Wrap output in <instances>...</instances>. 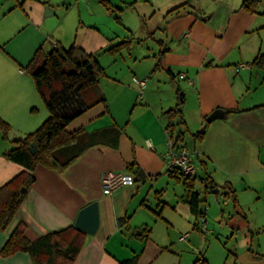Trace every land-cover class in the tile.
<instances>
[{
	"label": "crops",
	"instance_id": "0c3cea01",
	"mask_svg": "<svg viewBox=\"0 0 264 264\" xmlns=\"http://www.w3.org/2000/svg\"><path fill=\"white\" fill-rule=\"evenodd\" d=\"M198 1L121 0L123 17L143 22L154 46L131 56L126 67L119 60L131 52L134 38L120 18L131 38L117 42L118 34L91 21L82 23L85 33L78 30L73 42L49 28L50 0H0V117L17 135L5 138L0 130V189L26 172L6 155L19 135L42 122L33 111L43 101L27 68L48 44L110 55L104 64L97 55L106 105L92 108L68 130L120 131L116 146L107 139L62 173L36 168L35 184L8 229L0 231V264H32L27 253L1 256L20 225L34 241L74 226L80 211L95 202L99 228L86 234L75 264H120L133 257L138 264H264V67L253 64L263 54L251 41L264 29V11L258 12L264 1L258 0L255 13L243 8L245 0H219L207 11ZM100 3L113 11L110 0ZM152 16L156 24L148 31ZM135 77L147 80L143 95ZM177 110L176 122L183 121L177 130L185 133L197 169L187 182L170 173L164 157ZM217 110L226 118L208 123ZM108 173H130L135 184L104 195L102 177ZM192 193L199 195L198 214L187 202Z\"/></svg>",
	"mask_w": 264,
	"mask_h": 264
},
{
	"label": "trees",
	"instance_id": "16d2710c",
	"mask_svg": "<svg viewBox=\"0 0 264 264\" xmlns=\"http://www.w3.org/2000/svg\"><path fill=\"white\" fill-rule=\"evenodd\" d=\"M259 4L258 0H245L243 8L255 13ZM109 51L116 53V48ZM253 64L264 67V55L255 59ZM27 71L34 80L49 118L36 132L14 141V147L6 155L9 161L22 166L26 172L0 189V231L8 229L22 206L26 198L22 190L29 191L35 184L34 172L38 166L62 173L91 147L106 144L107 139L116 146L120 137V131L112 128L93 133L68 130L74 120L92 108L106 105V98L100 87V77L104 75V69L95 54H89L75 45L69 49L53 45L49 52L38 50ZM178 115L180 112L177 110L168 127L170 140L175 146L187 149L185 133L177 130L183 124L182 119L176 122ZM0 130L5 138L11 131V126L1 117ZM204 134V131L199 133L197 139L201 140ZM33 144L37 147L35 154L30 150ZM176 176L186 182L193 178L183 174ZM187 202L192 212L198 214L199 195L192 193ZM85 242L86 234L79 232L74 226L30 241L26 237V226L20 225L9 237L1 256L9 257L23 252L30 255L32 264H75ZM120 264H138V257ZM197 264H205V261L201 259Z\"/></svg>",
	"mask_w": 264,
	"mask_h": 264
},
{
	"label": "rangeland",
	"instance_id": "374dc122",
	"mask_svg": "<svg viewBox=\"0 0 264 264\" xmlns=\"http://www.w3.org/2000/svg\"><path fill=\"white\" fill-rule=\"evenodd\" d=\"M113 4V11L107 12L104 8V6L100 3V0H91V2L86 0H50V6L52 9L50 13L52 14L49 17H46V20L49 22V28H57L58 34L60 36H63L65 40H73V42H76L77 36H80L82 33H85L83 24H87L88 22H95L102 30L105 31V33H111L115 34V36L118 34L120 37L117 40H124L126 39L124 36L127 35V37H130L128 35V32L126 28L123 27V25L119 24L118 19L124 22L125 24H129V31L132 33V36L134 40H132V49L130 53H124L123 58L119 60V65L122 66H128L131 61V56H135L137 54L146 53L148 49L153 48V42L149 38L146 37L145 33V27L143 22L139 23L135 21V17L132 15L130 19H127L126 17H123L122 13L119 11L123 7L121 6V0H110ZM219 0H201L198 1L199 5L202 3L204 5H208L207 7H204V10H208L209 6L212 8L214 7V3L218 2ZM264 1V0H262ZM211 3V4H210ZM136 10L142 11L141 7H136ZM264 11V3H261L258 12L262 13ZM263 23L264 18L261 17ZM62 23L60 26L58 23ZM163 22V21H162ZM148 31L149 29L154 28V25L156 22L153 19V16L150 17L146 21ZM124 24V25H125ZM162 25V23H161ZM102 26V27H101ZM127 26V25H125ZM126 29V30H125ZM79 30V33H78ZM84 31V32H83ZM164 33L163 31H160V38L166 39V36L162 35ZM51 35V34H49ZM83 35V34H82ZM79 38V37H78ZM131 38V37H130ZM251 41L253 42V45L255 46L258 51H262V54L264 55V29L259 31V33L251 36ZM70 42V41H69ZM72 44V43H71ZM71 45H67L66 49H69ZM51 45L48 44L45 48V51L48 52L51 50ZM99 58H101V62L104 64L105 57L110 58V55L106 53L105 51H97L96 53ZM96 55V56H97ZM111 70V69H110ZM131 74H137L135 70H130ZM139 78V77H138ZM140 79V78H139ZM181 95V94H180ZM41 109L38 111H33L34 115L37 118L40 123L39 127H37L35 130L28 132V133H22L19 135L20 137L24 138L27 135L36 132L39 130L43 124L47 121L49 118V114L47 112V109L45 107L44 102L41 103ZM12 130L9 132V136L14 137L17 136L15 133H11ZM4 135V134H3ZM197 170V169H196Z\"/></svg>",
	"mask_w": 264,
	"mask_h": 264
},
{
	"label": "built area",
	"instance_id": "2783aa9c",
	"mask_svg": "<svg viewBox=\"0 0 264 264\" xmlns=\"http://www.w3.org/2000/svg\"><path fill=\"white\" fill-rule=\"evenodd\" d=\"M241 67L244 68L246 66L242 65ZM185 78V74L180 75V79ZM134 81L139 87L141 95H143L144 89L147 87V80L135 77ZM167 146L168 150L164 154V157L169 163L170 173L175 175L183 174L184 176L195 177L196 164L194 162V155L187 149L175 146L171 140L168 141ZM134 184L135 178L130 173H108L102 177V190L104 195L107 196L111 195L122 187L133 186ZM204 230H206L205 225Z\"/></svg>",
	"mask_w": 264,
	"mask_h": 264
},
{
	"label": "water",
	"instance_id": "95a60500",
	"mask_svg": "<svg viewBox=\"0 0 264 264\" xmlns=\"http://www.w3.org/2000/svg\"><path fill=\"white\" fill-rule=\"evenodd\" d=\"M226 115L224 111L222 110H217L215 111L210 117H208L207 122L211 123L216 120H221L225 119ZM30 150L33 154L37 152V147L36 144H33L30 147ZM23 194L27 193L26 189L22 190ZM218 194V191H216ZM100 224V219H99V210H98V203H92L82 209L79 213V216L75 222L74 227L76 230H78L81 233L87 234V235H95Z\"/></svg>",
	"mask_w": 264,
	"mask_h": 264
}]
</instances>
